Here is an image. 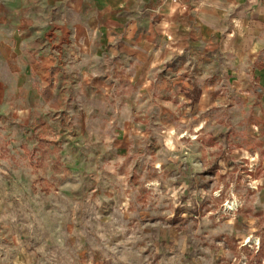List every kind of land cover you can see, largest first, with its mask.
I'll use <instances>...</instances> for the list:
<instances>
[{
  "label": "crops",
  "instance_id": "0c3cea01",
  "mask_svg": "<svg viewBox=\"0 0 264 264\" xmlns=\"http://www.w3.org/2000/svg\"><path fill=\"white\" fill-rule=\"evenodd\" d=\"M170 115L211 146L221 131L240 143L227 156L264 154V0H0V134L11 148L42 123L64 148L122 158L184 148L154 130Z\"/></svg>",
  "mask_w": 264,
  "mask_h": 264
},
{
  "label": "rangeland",
  "instance_id": "374dc122",
  "mask_svg": "<svg viewBox=\"0 0 264 264\" xmlns=\"http://www.w3.org/2000/svg\"><path fill=\"white\" fill-rule=\"evenodd\" d=\"M180 123L153 125L184 148H126L124 158L119 148H64L43 123L20 148L0 134V264H264V154L227 156L240 143L221 131L211 146ZM21 169L25 182L14 177Z\"/></svg>",
  "mask_w": 264,
  "mask_h": 264
},
{
  "label": "bare ground",
  "instance_id": "6f19581e",
  "mask_svg": "<svg viewBox=\"0 0 264 264\" xmlns=\"http://www.w3.org/2000/svg\"><path fill=\"white\" fill-rule=\"evenodd\" d=\"M170 146H172V144H170Z\"/></svg>",
  "mask_w": 264,
  "mask_h": 264
},
{
  "label": "built area",
  "instance_id": "2783aa9c",
  "mask_svg": "<svg viewBox=\"0 0 264 264\" xmlns=\"http://www.w3.org/2000/svg\"><path fill=\"white\" fill-rule=\"evenodd\" d=\"M172 1H176V0H172Z\"/></svg>",
  "mask_w": 264,
  "mask_h": 264
}]
</instances>
